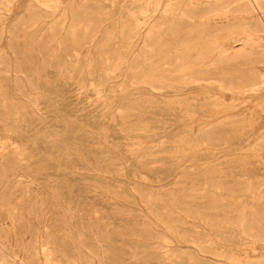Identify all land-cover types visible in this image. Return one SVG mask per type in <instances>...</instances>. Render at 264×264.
Returning <instances> with one entry per match:
<instances>
[{
	"label": "rangeland",
	"instance_id": "rangeland-1",
	"mask_svg": "<svg viewBox=\"0 0 264 264\" xmlns=\"http://www.w3.org/2000/svg\"><path fill=\"white\" fill-rule=\"evenodd\" d=\"M203 1L0 0V256L41 264L44 246L61 264L264 258V92L250 91L264 33L239 50L256 12L241 28L237 9L215 15V32ZM223 40L238 51L219 55ZM193 69L214 79L178 82Z\"/></svg>",
	"mask_w": 264,
	"mask_h": 264
},
{
	"label": "bare ground",
	"instance_id": "bare-ground-1",
	"mask_svg": "<svg viewBox=\"0 0 264 264\" xmlns=\"http://www.w3.org/2000/svg\"><path fill=\"white\" fill-rule=\"evenodd\" d=\"M169 1V0H168ZM171 1V0H170ZM198 1V0H197ZM7 2V1H6ZM3 3V2H2ZM42 3V2H41ZM167 3V2H166ZM43 4V6L44 7H48V5H47V3H42ZM200 5H202V6H204V10H203V16L205 17V21L207 22V28H209V30H212V31H219L220 30V28L221 27H218L217 25H218V23H215V22H213V17L216 15V16H218L219 17V19H221V20H224L226 17H227V14L228 13H230L231 12V10H232V8H235V9H237V11L238 12H240L239 13V15L238 16H236L237 18H239V22L236 24L239 28H241V27H244L247 23H246V19L244 18V16L242 15V13H245V14H250V13H252V12H256V14H257V16H256V19H255V22H256V24H255V26H254V29H253V31L254 32H244V31H242L243 33H241V36H239L238 35V33H237V35L239 36V38L236 40V41H234L235 43H237V41L238 42H240V49L239 50H244L246 47H248V46H258L257 45V41H255L254 39H253V36H254V38H255V35H257V33L258 32H261L262 33V35H263V33H264V0H204L203 2H201V3H199ZM263 4V5H262ZM150 5V4H149ZM166 5V4H165ZM169 5V4H168ZM185 5V4H184ZM196 5H198V3L196 4ZM7 6V5H6ZM142 6V5H141ZM199 6V5H198ZM174 7H176V6H174ZM53 8V7H52ZM169 8V7H168ZM53 10V9H52ZM163 10V9H162ZM165 10V9H164ZM181 11V10H180ZM180 11L178 10V8H176L175 10H173L171 13L172 14H177V13H180ZM144 11H140V13L142 14ZM171 13H170V15H171ZM181 15L183 14V13H180ZM179 14V15H180ZM169 15V14H168ZM50 15H46V16H44L46 19H48V18H50L49 17ZM135 16V15H134ZM251 16V15H250ZM155 19H157V17L155 18ZM249 19H250V17H249ZM198 19H196V21H197ZM201 20V19H200ZM229 20V19H228ZM144 21V20H143ZM189 21V20H188ZM217 21V20H216ZM218 21H220V20H218ZM237 21V20H236ZM248 21V20H247ZM252 21V20H251ZM223 22V21H222ZM193 23V22H192ZM203 23V22H202ZM144 24V23H143ZM151 24V23H150ZM199 24H201V22L199 23ZM223 24V23H222ZM254 24V23H253ZM46 25V24H45ZM190 25V24H189ZM196 25H198V24H196ZM195 26V25H194ZM194 26H192V27H194ZM199 26V25H198ZM204 26V25H203ZM221 26H223V25H221ZM43 27V26H42ZM149 27V26H148ZM184 27H186L185 25H184ZM187 27H188V25H187ZM206 28V29H207ZM235 28H237L236 26L235 27H233V26H231V30H234ZM41 29H46V30H49L50 28L49 27H47V28H41ZM143 29V27L142 26H139L138 25V27H137V30H139L138 32H140V30H142ZM224 29H226V28H224ZM40 30V29H39ZM45 30V31H46ZM229 29H226V31H228ZM237 30H239V29H237ZM245 30V29H244ZM149 31H150V28H147V31H146V34L144 35V37L145 38H149L150 37V34H149ZM187 31V30H186ZM185 31V32H186ZM236 31V30H235ZM208 32V31H207ZM237 32V31H236ZM209 33V32H208ZM227 33V32H226ZM235 33V32H234ZM240 33V32H239ZM249 33V34H248ZM184 34V33H183ZM187 34V33H186ZM185 34V35H186ZM223 35H226V34H223ZM235 35V34H234ZM46 36V35H45ZM213 36V35H212ZM228 36V35H227ZM232 36V35H231ZM257 36H259V35H257ZM180 37V36H179ZM191 37V36H190ZM200 37V36H199ZM204 37V36H203ZM226 37V36H225ZM204 38H206L205 40H207L208 38L207 37H204ZM227 38V37H226ZM229 38V37H228ZM234 38V37H233ZM258 38V37H257ZM144 39V38H143ZM197 39V38H196ZM203 39V38H202ZM210 39V38H209ZM215 39H218V38H214V42H215ZM261 39V38H260ZM193 40H195V39H193ZM199 40V39H198ZM220 40V39H219ZM175 41V40H174ZM200 41V40H199ZM210 41H212V40H210ZM229 41V40H228ZM143 42V41H142ZM221 42V41H220ZM231 42H233V41H231ZM260 42V41H259ZM264 42V41H263ZM137 43V42H136ZM193 43V42H192ZM210 43H212V42H210ZM219 43V42H218ZM234 43V44H235ZM191 44V43H190ZM84 45V44H83ZM171 45H173V44H171ZM170 45V46H171ZM192 45V44H191ZM203 45V44H202ZM206 45H207V43H206ZM214 45V44H213ZM212 45V46H213ZM264 45V44H263ZM126 46V45H125ZM130 46V45H129ZM128 46V47H129ZM136 46V44H133L132 45V47L130 48V51H131V49L132 48H134ZM194 46V45H193ZM192 46V47H193ZM205 46V45H204ZM211 46V47H212ZM182 47H184V48H182L181 50H180V52L182 53L183 51H185V49H186V47L187 46H182ZM200 47V46H199ZM211 47H209V48H211ZM262 47V46H261ZM177 48H179V47H177ZM191 48V47H190ZM194 48V47H193ZM203 48V47H202ZM208 48V47H207ZM219 52L218 53H220L219 55H225V54H230V55H232L233 54V51H235V50H237L238 51V49H235V46H232L231 44H229L227 41H224L223 40V43L222 44H220L219 45ZM263 48V47H262ZM173 49H175V48H172V50L171 51H174ZM213 49V48H212ZM216 49V48H215ZM214 49V50H215ZM155 51H156V49H154ZM179 50V49H178ZM192 50V49H191ZM198 50H199V48H198ZM197 50V51H198ZM204 50H206V49H204ZM209 50V49H208ZM190 51V50H189ZM202 51V50H201ZM167 52V51H166ZM175 52V51H174ZM177 52H179V51H176V54H177ZM261 52H263L262 50H261ZM134 53V52H133ZM172 53V52H171ZM187 53V52H186ZM193 53V52H192ZM198 53V52H197ZM213 53H215V51L213 52ZM212 53V54H213ZM170 54V53H169ZM168 53H167V55H169ZM175 54V55H176ZM190 54H191V52H190ZM194 54H196L195 52H194ZM132 55V54H131ZM141 55V54H140ZM156 55V54H155ZM166 55V54H165ZM174 55V54H173ZM178 55V54H177ZM176 55V56H177ZM217 55V54H216ZM215 55V56H216ZM262 55V54H261ZM163 56V55H162ZM181 56H182V54H181ZM207 56H209L208 54H207ZM160 57V56H159ZM190 57V56H189ZM262 57V56H261ZM177 58H179V57H177ZM202 58V57H201ZM204 58H205V56H204ZM132 59V58H131ZM158 59V58H157ZM50 60V59H49ZM154 60V59H153ZM178 60H180V59H178ZM189 60H190V58H189ZM213 59H211V61H212ZM224 60H225V58H224ZM129 61V60H128ZM168 61V60H167ZM99 62V61H98ZM140 62V61H139ZM153 62V61H152ZM206 62V61H205ZM133 63V62H132ZM184 64L185 63H187L186 61L185 62H183ZM188 63H189V61H188ZM200 63V62H199ZM208 63V62H207ZM261 63V62H260ZM209 64V63H208ZM157 65H159V64H157ZM206 65V64H205ZM99 66V65H98ZM204 66V65H203ZM184 66H181V68H183ZM216 67H218V66H216ZM174 68H175V66H174ZM209 68V67H208ZM120 69V68H119ZM185 69H189V67L188 68H185ZM141 70V69H140ZM155 70V69H154ZM165 69H163L162 70V72L164 71ZM105 71H107V69H104L103 70V74L101 75V77H102V79H104L106 76H105ZM160 71V70H159ZM158 71V72H159ZM167 71V70H166ZM157 72V74H159ZM194 72V73H193ZM200 73V71L198 70V71H196V69H193V71H191V72H189V75H182L181 74V81H178L179 83H181V82H183V83H185V80L187 79L188 81H191V82H198V81H208V80H212V79H214V78H212L213 76H205V74L203 75V74H199ZM198 75H201V76H198ZM128 76V75H127ZM143 76V75H142ZM176 76V75H175ZM187 76V78H185ZM217 77V76H216ZM173 79H174V76L172 77ZM171 78V79H172ZM182 78H185V80L184 79H182ZM218 78V77H217ZM127 79H128V77H127ZM176 79V78H175ZM128 81H129V79H128ZM177 82V83H178ZM216 82H218V81H216ZM162 83H163V81H162ZM219 83V85L221 84V81H219L218 82ZM154 84V83H153ZM181 85V84H180ZM203 85V84H202ZM211 85V84H210ZM24 87V86H23ZM200 87H202V86H200ZM213 87V86H212ZM218 87V86H217ZM196 88V87H195ZM209 89V88H208ZM250 89V88H249ZM249 89H247V90H249ZM140 90V89H139ZM142 90V89H141ZM145 90V89H144ZM190 90V89H189ZM212 90H214V88L212 89ZM246 89H242L241 91H242V93L244 94L246 91H247ZM148 91V90H147ZM188 91V90H187ZM219 91V90H218ZM217 91V92H218ZM250 91L252 92V93H257V91H259V92H264V75H261L260 74V76H259V78H258V82L256 83V84H254L253 86H252V88L250 89ZM165 92V91H164ZM186 92V91H185ZM192 92V91H191ZM222 92V91H221ZM221 92H218L219 94H221ZM211 93V92H210ZM235 93V92H234ZM250 93V92H249ZM198 94V93H197ZM213 96V94H210V96ZM231 95V94H230ZM250 95H251V93H250ZM196 96V95H195ZM200 96V95H199ZM219 96V95H218ZM217 96V97H218ZM235 96V95H234ZM233 96V97H234ZM247 96V95H246ZM181 97V96H180ZM214 97H216V96H214ZM245 97V96H244ZM248 97V96H247ZM255 97V96H254ZM196 98V97H195ZM201 98V97H200ZM211 98V97H210ZM239 98V97H238ZM251 98V97H250ZM189 99V98H188ZM193 99V98H192ZM206 99V98H205ZM235 99V98H234ZM252 99V98H251ZM180 100V99H179ZM196 100V99H195ZM201 100V99H200ZM214 100V99H213ZM215 100H217V99H215ZM222 100V99H221ZM240 100V99H239ZM145 101V100H144ZM186 101H187V99H186ZM194 101V100H193ZM201 101H203V100H201ZM251 101V100H250ZM253 101V100H252ZM143 102V101H142ZM234 102V101H233ZM239 102H241V101H239ZM179 103V102H178ZM181 103H182V101H181ZM203 103V102H202ZM226 103V102H225ZM243 103V102H242ZM191 104V103H190ZM194 104V103H193ZM198 104H199V101H198ZM197 104V106H199ZM218 104V103H217ZM245 104V103H244ZM256 104V106L257 107H261L262 109L261 110H263V108H264V101H261V102H257V103H255ZM140 105V104H139ZM175 105H178L177 104V102H176V104ZM184 105H186L185 103H184ZM188 105V104H187ZM203 105V104H202ZM230 105V104H229ZM240 105V104H239ZM183 106V105H182ZM190 106V105H189ZM193 106V105H192ZM216 106V105H215ZM191 107V106H190ZM218 107H219V105H218ZM221 107V106H220ZM228 107V106H227ZM6 108V107H5ZM139 108V106H134V107H132V108H130L129 109V111H128V113H127V117H128V115L130 114V112H132V111H134V110H137ZM230 108H231V106H230ZM173 109H174V107H173ZM203 109V108H202ZM209 109V108H208ZM223 109V108H222ZM222 109H220V110H222ZM227 109H229V108H227ZM176 110V109H175ZM175 110H173V112L175 111ZM181 110V109H180ZM224 110V109H223ZM178 111V110H177ZM216 111V110H215ZM218 111V110H217ZM205 112H207V111H205ZM219 112H221V111H219ZM176 113H178V112H176ZM179 113H180V111H179ZM184 113H185V110H184ZM186 113H187V111H186ZM213 113H217V112H213ZM227 113V112H226ZM194 115H195V113H193ZM4 115V114H3ZM176 116L178 115V114H175ZM185 115V114H184ZM235 116V115H234ZM185 117H187V116H185ZM188 118V117H187ZM213 118V117H212ZM224 118V117H223ZM253 118V117H252ZM184 119V118H183ZM219 119V118H218ZM225 119V118H224ZM138 123H140V122H138ZM136 124V126H139V124ZM204 123V122H203ZM215 123V122H214ZM201 125V124H200ZM198 126V125H197ZM206 127V126H205ZM204 127V128H205ZM12 129V128H11ZM222 130V129H221ZM200 133V132H199ZM12 136V135H11ZM190 138V137H189ZM43 143V142H42ZM18 146V145H17ZM27 147V146H26ZM189 147V146H188ZM187 147V148H188ZM33 148V147H32ZM191 149H192V147H191ZM195 149V148H194ZM190 150V149H189ZM186 152H188V151H186ZM15 157V156H14ZM16 161V160H15ZM18 161V160H17ZM23 162V161H22ZM2 179V178H1ZM0 184H1V182H0ZM2 184L4 185V183L2 182ZM8 184V183H7ZM6 185V184H5ZM258 218V217H257ZM240 226V225H239ZM138 231V230H137ZM240 231H242V232H244L243 230H240ZM240 233V232H239ZM138 235V234H137ZM136 235V236H137ZM138 237V236H137ZM127 238V237H126ZM257 242V241H256ZM135 244H137V243H135ZM253 248V247H252ZM31 249V248H30ZM2 251H5L4 249H1ZM132 250V249H131ZM136 251H137V249H136ZM254 251V250H253ZM256 251V250H255ZM3 253V252H2ZM7 254V253H6ZM17 254V253H16ZM39 254L40 255H42V258L40 259V262H41V264H61L58 260H56V258H55V256L53 255V253L50 251V250H48L47 248H45L44 246H42L40 249H39ZM62 255V254H61ZM132 255V254H131ZM16 256V255H15ZM136 256V254H134L133 253V256L132 257H135ZM20 259V258H19ZM73 260V259H72ZM247 260V259H246ZM66 262H68V261H66ZM20 263V262H19ZM69 263V262H68ZM241 263V262H240ZM0 264H11V262L9 261V259H7V258H5L3 255H1L0 256ZM20 264H22V262L20 263ZM70 264H77L76 262H73L72 261V263H70ZM247 264H264V258L262 259V260H259V261H256V262H252V263H250V262H248Z\"/></svg>",
	"mask_w": 264,
	"mask_h": 264
}]
</instances>
